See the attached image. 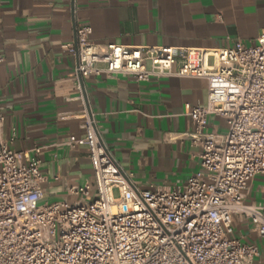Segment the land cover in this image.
Listing matches in <instances>:
<instances>
[{"label":"built area","instance_id":"obj_1","mask_svg":"<svg viewBox=\"0 0 264 264\" xmlns=\"http://www.w3.org/2000/svg\"><path fill=\"white\" fill-rule=\"evenodd\" d=\"M90 34L79 22L66 46L76 58L84 136L65 144L84 145L92 169L89 182L67 186L71 202L39 203L45 146L11 149L15 134L1 137L0 97V264H264L260 244L232 236L239 220L264 239V204L244 201L250 180L264 176V30L251 44L214 48L98 44ZM103 74L207 81L206 103L185 105V135L200 150L182 186L141 190L109 152L80 82ZM211 116L226 131L208 130Z\"/></svg>","mask_w":264,"mask_h":264},{"label":"crops","instance_id":"obj_2","mask_svg":"<svg viewBox=\"0 0 264 264\" xmlns=\"http://www.w3.org/2000/svg\"><path fill=\"white\" fill-rule=\"evenodd\" d=\"M79 22L90 25L98 44L230 47L235 40L251 44L264 30V0H0L1 137L15 134L10 147L19 152L45 146L42 202H71L67 186L92 176L86 147L65 144L84 136L76 58L66 48ZM81 94L98 114L107 149L139 189L182 186L198 170L200 148L185 135V105L206 103L205 79L86 76ZM223 127L209 117L208 130ZM244 194L246 203L264 204V176H254ZM232 236L264 248L247 221L235 220Z\"/></svg>","mask_w":264,"mask_h":264},{"label":"rangeland","instance_id":"obj_3","mask_svg":"<svg viewBox=\"0 0 264 264\" xmlns=\"http://www.w3.org/2000/svg\"><path fill=\"white\" fill-rule=\"evenodd\" d=\"M209 61H210V63H211V62H212V59H210ZM224 131H226V126H225V125H224V127L222 128L221 132H224ZM113 195H114L115 198L118 197V190H117V189H114V190H113ZM39 203H42V201H40Z\"/></svg>","mask_w":264,"mask_h":264},{"label":"water","instance_id":"obj_4","mask_svg":"<svg viewBox=\"0 0 264 264\" xmlns=\"http://www.w3.org/2000/svg\"><path fill=\"white\" fill-rule=\"evenodd\" d=\"M74 43H75V40H74ZM80 82L82 83V78L80 77Z\"/></svg>","mask_w":264,"mask_h":264}]
</instances>
